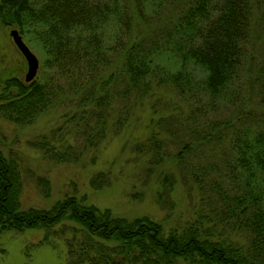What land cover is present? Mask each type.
Returning a JSON list of instances; mask_svg holds the SVG:
<instances>
[{
  "label": "trees",
  "instance_id": "1",
  "mask_svg": "<svg viewBox=\"0 0 264 264\" xmlns=\"http://www.w3.org/2000/svg\"><path fill=\"white\" fill-rule=\"evenodd\" d=\"M178 2L0 0V23L43 53L31 80L0 79V117L26 125L54 104L67 107L60 125L29 143L73 161L107 127L115 132L151 84L171 88L174 108L149 117L133 150L147 153V175L163 156L173 159L197 190L191 217L164 227L74 195L21 207L17 163L0 149V231L41 227L47 240L68 230L66 264H264V53L254 64L247 52L255 0ZM221 107L229 113L216 115ZM156 174L162 204L172 176L161 167ZM108 181L99 170L89 184Z\"/></svg>",
  "mask_w": 264,
  "mask_h": 264
},
{
  "label": "rangeland",
  "instance_id": "2",
  "mask_svg": "<svg viewBox=\"0 0 264 264\" xmlns=\"http://www.w3.org/2000/svg\"><path fill=\"white\" fill-rule=\"evenodd\" d=\"M181 2L182 0L178 4ZM156 23L155 21L149 25ZM11 27L13 26L0 23V79L7 75H16L29 81L40 69L43 53L38 45L22 39L37 58L35 73L25 80V58L8 33ZM247 52L252 54L250 61L254 64L264 53V0H255L252 8ZM161 57H156L160 64L169 61ZM170 89L167 86L151 84L148 89L151 90L149 96L133 105L129 117L121 122L115 132L107 127L100 143L95 148L85 150L80 159L73 161L59 162L50 159L29 143L40 134L60 125L67 107L54 104L55 107L47 108L26 125L0 117V149L2 154L15 158L13 160L17 163L21 207H47L63 195H74L83 197L86 202L98 207H108L118 215L129 218L147 215L160 220L164 227L180 224L185 218L191 217L197 190L190 185L183 171L176 167L173 159L163 156L162 164L152 167L153 174L147 175L146 168L150 165L147 153L133 150L134 143L148 136L150 132L149 117H167L174 108L172 102L177 98ZM224 107L216 115L229 113V109ZM252 107L259 110L254 104ZM153 126L158 130L156 125ZM55 138L50 143L58 146L60 138ZM165 149L173 153L176 148L170 142ZM160 167L162 172L171 173L172 176V184L163 205L155 199V192L163 190L156 174ZM99 170L107 173L108 184L92 187L89 179ZM44 179L49 186L47 195L43 193ZM68 234L69 231L66 230L62 236L51 234L47 240H42L44 230L41 227L4 229L0 231V264H66L62 237Z\"/></svg>",
  "mask_w": 264,
  "mask_h": 264
},
{
  "label": "water",
  "instance_id": "3",
  "mask_svg": "<svg viewBox=\"0 0 264 264\" xmlns=\"http://www.w3.org/2000/svg\"><path fill=\"white\" fill-rule=\"evenodd\" d=\"M9 35L11 36L14 44L20 50L22 55L25 58L26 62V72L24 74V79H29L36 71L37 67V58L35 57L34 53L29 49L26 43L22 40L21 35L18 33L15 27H11L8 30Z\"/></svg>",
  "mask_w": 264,
  "mask_h": 264
}]
</instances>
